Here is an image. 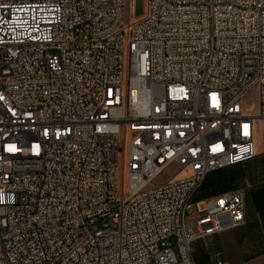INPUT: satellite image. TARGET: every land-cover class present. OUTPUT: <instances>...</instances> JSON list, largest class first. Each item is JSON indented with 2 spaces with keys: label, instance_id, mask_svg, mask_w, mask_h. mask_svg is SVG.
Masks as SVG:
<instances>
[{
  "label": "built area",
  "instance_id": "1",
  "mask_svg": "<svg viewBox=\"0 0 264 264\" xmlns=\"http://www.w3.org/2000/svg\"><path fill=\"white\" fill-rule=\"evenodd\" d=\"M263 129L264 0H0V264H196Z\"/></svg>",
  "mask_w": 264,
  "mask_h": 264
},
{
  "label": "crops",
  "instance_id": "2",
  "mask_svg": "<svg viewBox=\"0 0 264 264\" xmlns=\"http://www.w3.org/2000/svg\"><path fill=\"white\" fill-rule=\"evenodd\" d=\"M260 138L256 156L258 152L264 163V129ZM258 169L264 172V166ZM219 170L210 172L207 178L219 181ZM245 194V223L212 235L195 237L191 250L196 264H217L219 261L225 264H264V181L259 186L245 189ZM195 201L193 196V204ZM194 211L187 215L191 216ZM187 230L191 235L198 233L191 226H187Z\"/></svg>",
  "mask_w": 264,
  "mask_h": 264
},
{
  "label": "rangeland",
  "instance_id": "3",
  "mask_svg": "<svg viewBox=\"0 0 264 264\" xmlns=\"http://www.w3.org/2000/svg\"><path fill=\"white\" fill-rule=\"evenodd\" d=\"M244 102L248 111L256 110L258 103V89L257 88L253 89L246 96ZM260 137L261 134L257 130L255 134L256 151H257L258 143L260 142L261 139ZM261 166H264V163L263 161H261L260 156L258 155L257 152L256 158L248 162L238 165L228 166L217 171L218 176H220L219 181L218 180L212 181L211 178H207L206 176V178L204 179L198 190L195 192L194 196L200 195L204 189L209 190L210 192H214L217 189H221V188L224 189L229 188L227 190H230L231 188L240 187L248 190L254 186H259L264 181V172L258 169ZM174 173H176V171L170 169L166 171L158 181L159 182L166 181L168 178L173 176ZM212 195H214V193L208 196L210 197ZM207 197L196 199V201L194 202L195 211L191 216L190 214H188L186 217L187 226L188 227L191 226L195 230V232H198L197 221L201 217V213L199 212L198 206L199 204L201 205ZM110 221H112V218H110Z\"/></svg>",
  "mask_w": 264,
  "mask_h": 264
},
{
  "label": "water",
  "instance_id": "4",
  "mask_svg": "<svg viewBox=\"0 0 264 264\" xmlns=\"http://www.w3.org/2000/svg\"><path fill=\"white\" fill-rule=\"evenodd\" d=\"M145 12V0H134V14L140 17Z\"/></svg>",
  "mask_w": 264,
  "mask_h": 264
},
{
  "label": "trees",
  "instance_id": "5",
  "mask_svg": "<svg viewBox=\"0 0 264 264\" xmlns=\"http://www.w3.org/2000/svg\"><path fill=\"white\" fill-rule=\"evenodd\" d=\"M228 185H229V183H228ZM227 189H229V188H227ZM227 189L221 188V189H217L214 192H210L209 190L204 189L203 192L200 195H198V196L195 195L194 196V200H196L198 198L207 197L208 195H211L212 193H214V195H217V194H220V193H223V192L227 191ZM231 189H233V188H231Z\"/></svg>",
  "mask_w": 264,
  "mask_h": 264
}]
</instances>
